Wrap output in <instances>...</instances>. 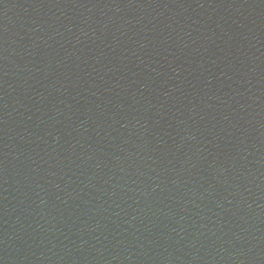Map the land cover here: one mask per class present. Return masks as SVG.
<instances>
[{
  "label": "water",
  "instance_id": "obj_1",
  "mask_svg": "<svg viewBox=\"0 0 264 264\" xmlns=\"http://www.w3.org/2000/svg\"><path fill=\"white\" fill-rule=\"evenodd\" d=\"M224 264H264V0H161Z\"/></svg>",
  "mask_w": 264,
  "mask_h": 264
}]
</instances>
